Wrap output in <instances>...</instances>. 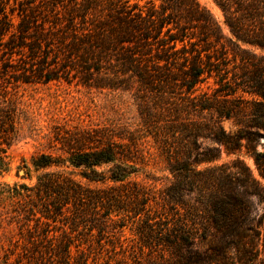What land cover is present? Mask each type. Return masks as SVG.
I'll return each instance as SVG.
<instances>
[{
	"label": "trees",
	"instance_id": "trees-1",
	"mask_svg": "<svg viewBox=\"0 0 264 264\" xmlns=\"http://www.w3.org/2000/svg\"><path fill=\"white\" fill-rule=\"evenodd\" d=\"M13 1L0 0V174L29 119L20 84L64 81L136 108L133 121L55 127L60 153L32 161L57 169L0 182L28 264H95L88 252L104 250L114 264H264V0H213L229 36L196 0ZM151 149L159 191L130 177Z\"/></svg>",
	"mask_w": 264,
	"mask_h": 264
},
{
	"label": "rangeland",
	"instance_id": "rangeland-1",
	"mask_svg": "<svg viewBox=\"0 0 264 264\" xmlns=\"http://www.w3.org/2000/svg\"><path fill=\"white\" fill-rule=\"evenodd\" d=\"M200 5L206 7L213 17L219 22L222 31L230 35L229 29L224 23L221 9L213 0H196ZM13 0H9L10 5ZM17 5V3L15 4ZM17 7V6H16ZM215 87L214 78L200 84V90H212ZM17 95L27 110L29 119L23 121L21 136L7 149L8 170L0 174V182L9 184H25L31 186L36 183L37 177L44 171L57 169L48 167L35 169L33 158L39 153L59 154L58 143L53 141L55 127L73 128L74 126H92L95 124H108L116 122L121 114L128 121H133L136 116V108L132 100L126 95L115 92H99L73 83L64 81H50L46 84H20ZM30 120V121H29ZM226 130H232L230 121H223ZM143 171L132 174L130 177L152 187L155 191L162 189L167 181V172L163 170V163L153 149ZM225 158V155H222ZM253 173L258 177L256 170L249 160ZM60 169V168H58ZM66 170H70L66 168ZM77 172V171H75ZM79 178V175H76ZM82 181H85L82 179ZM95 186L98 184L90 183ZM0 200V264H28L26 257L22 254L21 238L19 237L16 224H8L4 211L9 206ZM131 222H126L124 235L127 239L134 237L130 228ZM131 243V242H130ZM109 248L108 245H106ZM116 251L119 248L116 247ZM74 252V249H73ZM75 253V252H74ZM106 251L88 252V261L95 264H114V255ZM114 256V257H113ZM33 264V262H31Z\"/></svg>",
	"mask_w": 264,
	"mask_h": 264
}]
</instances>
